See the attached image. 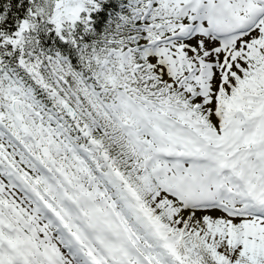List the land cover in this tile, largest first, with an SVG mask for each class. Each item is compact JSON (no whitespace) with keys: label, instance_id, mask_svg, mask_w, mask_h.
Here are the masks:
<instances>
[{"label":"snow or ice","instance_id":"snow-or-ice-1","mask_svg":"<svg viewBox=\"0 0 264 264\" xmlns=\"http://www.w3.org/2000/svg\"><path fill=\"white\" fill-rule=\"evenodd\" d=\"M0 264H264V0H0Z\"/></svg>","mask_w":264,"mask_h":264}]
</instances>
